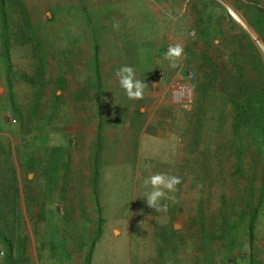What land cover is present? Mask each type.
I'll return each instance as SVG.
<instances>
[{"label":"rangeland","instance_id":"rangeland-1","mask_svg":"<svg viewBox=\"0 0 264 264\" xmlns=\"http://www.w3.org/2000/svg\"><path fill=\"white\" fill-rule=\"evenodd\" d=\"M20 1L38 40L36 47L21 39L10 44L11 86L0 57V159L4 164L10 154L26 205L18 264H66L74 250L83 264L89 250L90 264H105L104 255L108 264H224L231 258L220 234L229 228L239 248L254 244L262 254L255 230L251 239L244 230L254 208V229L264 226V142L249 127L232 126L231 101L238 75L253 83L264 79V0ZM56 7L73 10H61L55 22ZM141 8L154 18V37L144 39L137 24L133 29L125 22V14ZM16 9L7 11L11 33L22 24ZM38 43L46 57L39 100L44 116L34 120L38 130L29 131L23 117L36 99L24 76L35 72ZM176 45L183 52L170 67L165 55ZM124 65L144 83L140 99L120 88L115 73ZM189 72L193 90L184 104L173 99L172 89L188 81ZM97 73L99 96L95 87L82 89ZM36 132L39 138L32 139ZM52 146L63 151L50 191L44 167ZM157 173L181 177L175 199L162 201L166 213L141 197L144 181ZM30 235L37 262L28 250ZM0 248V264H13L17 249L11 262Z\"/></svg>","mask_w":264,"mask_h":264},{"label":"trees","instance_id":"trees-1","mask_svg":"<svg viewBox=\"0 0 264 264\" xmlns=\"http://www.w3.org/2000/svg\"><path fill=\"white\" fill-rule=\"evenodd\" d=\"M10 6L13 9H16V11L19 12V16L22 20V24L18 27L17 32L11 33L7 26V20L9 19L8 15V8ZM59 7H56L55 10L57 11ZM57 12L54 11L55 14H53L51 17V20L58 21L61 14V10L65 12V10H73V8L65 7V8H59ZM104 9L108 10V7H105ZM141 10H134L133 13L125 14V22L126 24L133 25V29H135V25L137 24L139 27V30L144 35L145 38L154 37V34L151 32V27L154 22V18L150 14L148 10L143 11L144 9L141 8ZM105 10V11H106ZM57 13V14H56ZM61 13V14H59ZM57 15V17H56ZM71 15L70 18L64 21L65 25H70L74 22V17ZM108 16V14H107ZM123 24V23H122ZM0 41H1V49H0V57L6 62V81L8 86L12 85V76H11V67L9 64V47L12 41L19 42L17 39H21V42L23 43H32L33 46L34 40H38V36L36 35V32L34 30V26L32 25L30 18L28 17V14L26 12L25 7L23 6V3L20 0H0ZM68 27H71L68 26ZM149 33V34H148ZM146 34H148L147 37ZM38 45V48H36V52L38 56H36L35 63L36 68L35 72L32 76H24L25 79L28 81V83L31 84L32 87H34L33 91V104L29 111H27V115L24 118L26 120V123L28 124V130H34L37 126L34 125V120H38L39 117H43L44 115L39 112V100L43 94V89L46 84L45 79V65H46V57L44 55L43 50L40 47V43L36 44ZM36 47V46H35ZM38 49V50H37ZM54 82L56 83L58 88L64 87V78L62 76H57L55 78ZM235 83V90L233 93V99L232 104L235 108V116L233 121V127L235 129L239 127H249L251 130L256 132L257 136L260 137L261 141L264 142V79L259 76L255 82H247L242 74L238 75L237 79H234ZM101 86V78L99 76V73H97L96 78L93 82L87 83L85 87L82 89L88 90L90 87L96 88V93L99 96V88ZM82 93H80L81 95ZM231 96V97H232ZM55 99H59V94L54 95ZM12 100L13 98L10 97ZM12 103L16 106L15 102L12 100ZM58 104H54L52 113H55L58 110ZM19 111H21L20 108H17ZM51 115V114H49ZM15 122V120H13ZM13 122V123H14ZM37 125V123H36ZM39 128V125L37 127V130ZM42 128V126H41ZM39 138V132L34 133L32 139ZM63 148L61 146H52L50 150V154L48 157H46L45 165L44 167V176L46 177L47 186L49 187V190L51 191L54 187L55 182H57V176L56 172L58 170V156L62 153ZM5 159L3 160L4 164L2 163V160L0 159V241L2 246L6 249V256L10 258L11 262L13 261L12 255L14 248L17 249V256L21 255L20 253H23L24 248L22 246V237L20 235V230L18 229L20 226V220H21V213H20V196L21 193L19 192L20 189H18V183L19 180L16 176L15 171L13 170V167L10 163V154H5ZM43 162V161H42ZM43 165V164H42ZM264 178V177H263ZM5 182L7 185H5ZM260 201V198L258 199ZM246 212H242L241 216H244ZM256 217V208L248 212V221L245 228V232L249 235V238L251 239L253 236V226L254 221ZM13 218L15 225L10 222V220ZM17 229V230H16ZM16 230V231H15ZM100 228L98 227L96 231V236L99 235ZM15 231V232H14ZM231 228L226 229L224 233H221L220 237H223L227 239L226 243L223 245L224 251L226 250L227 257L233 255V253H230L231 250L235 249L238 251L241 250L242 242L237 236H233L229 234L231 232ZM91 249V248H89ZM161 251V250H160ZM90 255L91 250L88 251L85 264H90ZM13 264H18L19 258L16 259ZM218 262L213 261L212 264H217ZM223 264V263H222Z\"/></svg>","mask_w":264,"mask_h":264},{"label":"clouds","instance_id":"clouds-1","mask_svg":"<svg viewBox=\"0 0 264 264\" xmlns=\"http://www.w3.org/2000/svg\"><path fill=\"white\" fill-rule=\"evenodd\" d=\"M181 46H170L167 49L165 59L169 61L170 67H176L177 59L182 55ZM119 80L120 88L124 90L129 99H140L143 94L144 83L136 79L135 69L124 65L115 73ZM181 183V177L167 173H157L149 176L143 183L145 190L141 193L148 207L160 213H166L167 203L162 201L174 200L172 195L177 191V185ZM150 186V187H149ZM3 252V251H2ZM3 255V254H2Z\"/></svg>","mask_w":264,"mask_h":264},{"label":"crops","instance_id":"crops-1","mask_svg":"<svg viewBox=\"0 0 264 264\" xmlns=\"http://www.w3.org/2000/svg\"><path fill=\"white\" fill-rule=\"evenodd\" d=\"M101 126H102V122L100 121L98 123V131L96 133V138H94V142H95L97 149H99V144L101 141V129H100ZM19 192L21 193L22 190L20 189ZM20 197H22V193H21ZM19 202H20V204H19L20 209L26 207L25 201H23V203H22L21 198H20ZM21 219H23V217H21ZM10 222H12L14 225L16 224L14 222L13 218L10 220ZM20 222H21V220H20ZM254 230H255V233H257V235H256L257 240L255 243L258 246L259 253H262V254L257 255V250L255 249L254 244H253V246L250 245V248H249V245H248V247L244 246V248H242L240 251H238L237 253H234L232 255L231 260L229 262H226L224 264H264V226H261V225L257 226L256 225L255 229L253 228V231ZM34 241H35V239H33V236L30 235V245H29L28 250L32 254L34 262H37L38 253H36L33 250ZM251 246H252V249H251ZM0 251H3V250L0 248ZM75 251L76 250L71 251L70 253L65 255L66 257L70 258V260H69V263H67V262H64V263H66V264H83V263H80L81 260H79V258L81 257V254L77 253V252L75 253ZM96 254H97L96 257H100V256L104 255V254H101L100 252H97ZM104 256H107V258L104 262H105V264H108L107 261H109V260H107V259L109 258V256L108 255H104ZM121 256L124 258V259L122 258V260L125 261V259L127 258L126 254H124V255L121 254ZM91 262L94 263L93 260Z\"/></svg>","mask_w":264,"mask_h":264},{"label":"built area","instance_id":"built-area-1","mask_svg":"<svg viewBox=\"0 0 264 264\" xmlns=\"http://www.w3.org/2000/svg\"><path fill=\"white\" fill-rule=\"evenodd\" d=\"M229 13L230 12V8H229ZM160 73H158L159 75ZM193 77V73L189 72L187 75V79L188 81H184L182 83H178L177 85H175L172 89V97L174 100H176L177 102L180 103H184L187 104L189 102H191V93L193 90V84H191V82H189V80ZM14 122V121H13ZM0 254H3L2 251H0Z\"/></svg>","mask_w":264,"mask_h":264}]
</instances>
